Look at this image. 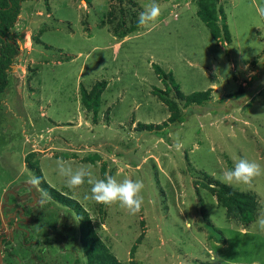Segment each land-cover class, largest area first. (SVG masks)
<instances>
[{
  "label": "rangeland",
  "instance_id": "obj_1",
  "mask_svg": "<svg viewBox=\"0 0 264 264\" xmlns=\"http://www.w3.org/2000/svg\"><path fill=\"white\" fill-rule=\"evenodd\" d=\"M195 1L155 0L159 18L125 37L114 36L113 29L130 25L129 11L137 9L139 16L152 0L21 3L9 32L19 52L0 93V211L4 221L5 215L25 218L3 230L9 240L0 245V264H86L76 213L33 183L29 153L49 185L82 204L122 262L141 235L137 264H264V231L255 226L264 210V175L232 184L257 197L259 209L247 225L227 219L202 186L204 173L221 180L238 158L264 167V15L258 12L264 0H221L228 43L211 37ZM122 18L126 22L119 25ZM153 63L171 71L184 94L212 88L203 104L184 106L176 99L186 118L165 137L136 127L161 123L169 114L152 92L169 86ZM102 79L107 86L94 123L79 88ZM170 96L175 98L172 90ZM59 159L74 170L90 165L96 179H103L104 164L106 177L142 180L141 210L133 215L118 202L86 198L87 179L69 188Z\"/></svg>",
  "mask_w": 264,
  "mask_h": 264
},
{
  "label": "trees",
  "instance_id": "obj_2",
  "mask_svg": "<svg viewBox=\"0 0 264 264\" xmlns=\"http://www.w3.org/2000/svg\"><path fill=\"white\" fill-rule=\"evenodd\" d=\"M29 0H0V93H2L9 84L8 74L11 71L15 57L19 52V46L9 37L10 29L15 25L16 19L20 13L21 3ZM89 3L90 0H84ZM197 10L196 14L201 21L208 27L209 33L216 41H231V34L227 24V16L221 0H196ZM130 18L133 20L127 27L113 29L114 36L125 37L128 33L134 31L140 25L138 24V11L134 9L129 11ZM122 18L118 24L125 23ZM106 22L101 20L99 25H104ZM38 37H35V42H38ZM264 50V49H263ZM152 67L157 77L169 86L165 89L154 87L152 92L166 105L168 116L166 120L161 123H142L136 122V127L139 131H148L157 134L161 137L169 132L172 127H175L185 121L186 116L180 110L176 99L183 101L184 106L191 104H203L210 100L212 88L203 91H194L189 94H184L179 87V84L174 80L171 71H164L158 64L153 63ZM107 86V81L102 79L96 81L90 89H86L80 85V100L82 106L92 112V121L94 123L98 120V113L101 104V95ZM174 92L175 98L170 96V91ZM32 155V153H29ZM29 155L26 157L29 168H31L35 177L39 178L38 185L41 189L53 200L65 205L76 213L79 223L80 236L79 240L86 258V264H137L134 259V252L137 243L140 242L141 235L136 239V243L130 247V259L127 263L120 261L110 248L99 237L89 213L75 198L59 191L53 186L49 185L41 172L38 161H30ZM102 178L105 179V165L100 167ZM206 182L202 183L203 188L208 190L217 201L219 206L225 210L227 219L233 220L242 225H247L254 220L259 204L256 195L251 191L239 190L232 185L222 183L221 180L213 178L207 173ZM202 217L209 222L204 208L201 206ZM13 221L9 222L12 225ZM1 225V217H0ZM4 236V235H3ZM8 239L3 237L2 244L7 243ZM213 264V263H209Z\"/></svg>",
  "mask_w": 264,
  "mask_h": 264
},
{
  "label": "clouds",
  "instance_id": "obj_3",
  "mask_svg": "<svg viewBox=\"0 0 264 264\" xmlns=\"http://www.w3.org/2000/svg\"><path fill=\"white\" fill-rule=\"evenodd\" d=\"M261 15H264V8L258 9ZM161 14V7L155 0L144 6V10L138 16L139 25H148L154 23ZM175 147L180 149L182 144L179 138L175 141ZM58 172L66 178L69 188H77L85 183L91 185L90 198L97 203L112 204L118 202L130 214L135 215L141 210L143 205L142 191L144 183L140 179L124 178L118 181L115 177L108 176L105 179H96L93 176L90 165L81 166L73 169L63 159L56 161ZM264 175V167L256 161L246 158H238L234 166L223 171L220 179L222 183L232 184H250L256 177ZM33 183H38L39 178L33 177ZM255 226L260 231H264V210H261L255 221Z\"/></svg>",
  "mask_w": 264,
  "mask_h": 264
},
{
  "label": "flooded vegetation",
  "instance_id": "obj_4",
  "mask_svg": "<svg viewBox=\"0 0 264 264\" xmlns=\"http://www.w3.org/2000/svg\"><path fill=\"white\" fill-rule=\"evenodd\" d=\"M10 190V189H9ZM9 190L7 191V193H9ZM14 192V191H13ZM13 192H10V193H13ZM7 193H6V195H4L5 197H4V200H6L7 201ZM15 193V192H14ZM33 193H31V195H32ZM1 206H2V204H0ZM0 206V207H1ZM0 217H1V225H0V239H1V243H0V245L2 244V239H3V237H5L6 235H4V229H7L8 227L9 228H13V226H18V225H20L19 224V221L20 220H22V218H25V217H23V215H5V221H4V218L1 216V211H0ZM13 221V223H12V225H9V222L10 221ZM26 220H28V219H26ZM4 227H6V228H4ZM26 234V233H25ZM4 235V236H3ZM6 238V237H5ZM6 239H8V238H6ZM9 240V239H8ZM2 251H3V249H1V247H0V252L2 253ZM2 255V254H1ZM0 263H1V261H0Z\"/></svg>",
  "mask_w": 264,
  "mask_h": 264
},
{
  "label": "water",
  "instance_id": "obj_5",
  "mask_svg": "<svg viewBox=\"0 0 264 264\" xmlns=\"http://www.w3.org/2000/svg\"><path fill=\"white\" fill-rule=\"evenodd\" d=\"M9 192H13V190H9ZM14 193V192H13ZM1 206V205H0ZM0 243H1V239H0ZM0 261H1V252H0Z\"/></svg>",
  "mask_w": 264,
  "mask_h": 264
},
{
  "label": "crops",
  "instance_id": "obj_6",
  "mask_svg": "<svg viewBox=\"0 0 264 264\" xmlns=\"http://www.w3.org/2000/svg\"><path fill=\"white\" fill-rule=\"evenodd\" d=\"M28 222V220H26Z\"/></svg>",
  "mask_w": 264,
  "mask_h": 264
}]
</instances>
